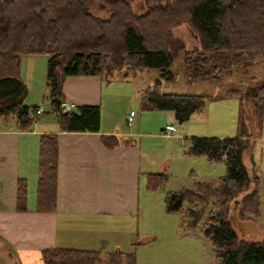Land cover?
I'll return each instance as SVG.
<instances>
[{"label": "trees", "instance_id": "obj_1", "mask_svg": "<svg viewBox=\"0 0 264 264\" xmlns=\"http://www.w3.org/2000/svg\"><path fill=\"white\" fill-rule=\"evenodd\" d=\"M101 1L105 17L90 13L87 4ZM143 10L134 11L127 0H0V115L15 114L28 127L32 123L29 106L23 103L26 87L19 77L22 55H45L46 86L52 111L62 131L98 132L100 108L77 106L66 112L62 84L66 76L97 75L110 81L116 71L135 73L157 69L165 80H173L169 70L183 53V72L192 79L214 81L229 74L237 65L262 57L263 78L244 91L229 90L242 104L252 101L261 111L264 101V0H142ZM186 18L195 30L199 47L188 51L172 35V29ZM159 80L146 91L144 108L171 111L179 123L201 111L211 96L159 93ZM240 118V136L231 138L190 137L185 154L204 156L220 162L225 173L213 183L198 184L195 189L169 193L167 212L185 209L189 229H200L213 246L219 264H264V239L240 240L228 220L229 202L250 186L239 205L241 215L257 217L259 194L257 179L250 176L242 160L250 146ZM113 136H102L111 148ZM58 136H39L36 212H52L56 204ZM148 190L162 185V174L148 173ZM253 183V184H252ZM215 205H209L210 197ZM24 182L17 187L16 209L26 210ZM235 198V199H234ZM198 205H182L184 200ZM238 202V199L236 200ZM44 264H135L134 255L119 250L90 251L49 248L42 251Z\"/></svg>", "mask_w": 264, "mask_h": 264}, {"label": "crops", "instance_id": "obj_2", "mask_svg": "<svg viewBox=\"0 0 264 264\" xmlns=\"http://www.w3.org/2000/svg\"><path fill=\"white\" fill-rule=\"evenodd\" d=\"M34 56L37 55H22L19 67V77L26 87L23 103L31 108L32 123L23 127L15 114L0 115V264H44L42 251L49 248L125 252L121 250L123 239L129 236L130 225L138 217L143 190L146 194L148 191L146 175L158 172L149 165L148 140L144 139H162L167 135L157 129L132 131L133 126L144 127L143 117L136 125L131 124L133 119L128 124L132 111L104 123L102 109L108 99L104 91L110 92L106 86L113 78L104 81L97 75L66 76L62 93L64 106L71 111L81 105L100 108L98 132L62 131L55 113L52 119L34 118V110L39 106L28 102L35 80V62L31 61ZM144 102L145 111L155 110L144 108ZM46 133L58 136L56 206L52 212H36L39 136ZM102 136H113L118 142L108 148L102 143ZM20 180L26 191L24 211L16 209Z\"/></svg>", "mask_w": 264, "mask_h": 264}, {"label": "rangeland", "instance_id": "obj_3", "mask_svg": "<svg viewBox=\"0 0 264 264\" xmlns=\"http://www.w3.org/2000/svg\"><path fill=\"white\" fill-rule=\"evenodd\" d=\"M127 1L134 11L143 10L142 0ZM87 8L95 16L107 15V8L101 1L88 3ZM172 35L174 39L182 42L188 51L199 47L198 36L188 18L172 29ZM183 58L184 54H179L169 67L173 80L163 79L157 69L144 68L135 73L121 70L112 75L113 81L106 86L110 92L104 91V97L107 95L108 98L107 103L104 100L102 109L104 123H109L115 115L120 119L123 113L127 115L132 111L134 116L131 124L136 125L141 117L144 121V127L131 128L136 133L152 132L155 129L160 133L167 124L175 129L162 139H144V142L148 140L146 147L149 165L153 170H158L156 174H162L166 180L156 189L148 190L147 194L143 190L138 217L133 220V225H130L132 229L129 236L123 239V248H119L132 253L135 264H219L211 241L201 234L199 227H187L185 209L175 213L167 212L165 198L169 193L195 189L202 183H213L224 175L225 166L220 162H207L206 158L186 154L185 156L183 151L185 153L189 138L185 137L240 136L239 117L244 122L250 145L243 152L242 160L249 175L257 179L259 214L257 217H247L240 212L241 199L253 188L252 185L235 197L238 202H229L228 220L240 240L260 242L264 239V101L261 111L258 112L252 101L242 104L239 97L226 96L229 90L244 91L248 85L263 78L262 57L257 56L246 64L237 65L229 74L214 81L187 77L182 68ZM46 59L45 55L31 58V61L35 62L32 68L35 80L31 87L33 94L29 96L28 102L39 107L42 103L44 107L41 116L35 117L37 119L55 118L46 86ZM157 80L159 83L156 89L159 93L198 94L212 98L205 102L203 110L194 112L186 122L179 123L171 111L143 109L146 91ZM122 122L126 124L125 119ZM179 134L180 139L177 138ZM133 138L139 140L138 137ZM143 180L145 181L144 178ZM209 200V205L216 204L213 196ZM182 205L187 207L198 204L186 199ZM120 227H124V223H120ZM122 231L125 233L124 229Z\"/></svg>", "mask_w": 264, "mask_h": 264}, {"label": "built area", "instance_id": "obj_4", "mask_svg": "<svg viewBox=\"0 0 264 264\" xmlns=\"http://www.w3.org/2000/svg\"><path fill=\"white\" fill-rule=\"evenodd\" d=\"M61 107H62L63 110L66 111V112H70V111H71V110H69L68 108H66V107L64 106V103L61 104ZM42 111H43V106L37 107V109H35V110H34V113H33L34 118H35L36 116H38ZM133 115H134L133 112H131V113L129 114V116H128V124L131 122ZM174 130H175V129H174V127H173L172 125H166L165 128H164V130L161 131V133H162V134L164 133V134L166 135L167 133H169V132H173Z\"/></svg>", "mask_w": 264, "mask_h": 264}]
</instances>
